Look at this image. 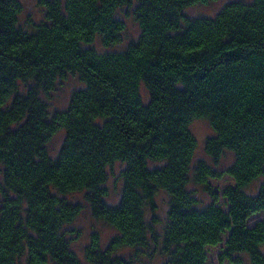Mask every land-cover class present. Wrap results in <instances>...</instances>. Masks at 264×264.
Masks as SVG:
<instances>
[{
    "label": "trees",
    "instance_id": "trees-1",
    "mask_svg": "<svg viewBox=\"0 0 264 264\" xmlns=\"http://www.w3.org/2000/svg\"><path fill=\"white\" fill-rule=\"evenodd\" d=\"M213 1L40 0L43 20L24 29L20 1L0 0V264H134L118 255L124 247L163 264H208L206 249L220 244V264H264V0L185 14ZM132 7L138 39L120 53L93 49L96 38L121 41L116 13ZM70 75L82 87L50 111L45 98ZM194 120L213 132L210 164L194 158ZM116 163L122 188L110 205ZM223 176L233 184L213 190ZM195 187L212 202L198 206ZM84 209L117 235L102 244L91 233L82 262L65 229Z\"/></svg>",
    "mask_w": 264,
    "mask_h": 264
},
{
    "label": "rangeland",
    "instance_id": "rangeland-1",
    "mask_svg": "<svg viewBox=\"0 0 264 264\" xmlns=\"http://www.w3.org/2000/svg\"><path fill=\"white\" fill-rule=\"evenodd\" d=\"M21 3V13L19 15V24L24 29H31L34 25L43 20L44 10L39 5L40 0H19ZM232 1L250 2L251 0H216L209 2L206 5H195L187 8L185 14L191 18H212L219 10L227 3ZM132 8H122L117 11L116 18L122 21L125 25V29L122 33L121 41L109 47H104L99 38H96L92 44V48L98 53H120L124 51L127 45L138 39L139 27L132 14ZM79 80L76 76H68L65 80L59 82L55 90L45 98L46 104L50 111H62L66 109L69 99L73 91L81 88ZM190 131L196 139L197 147L194 158L203 159L209 164V159L204 153L203 145L204 141L213 135V132L209 124L205 120H194L190 125ZM64 138L63 131H59L55 134L48 144V152L50 156H56L61 143ZM232 161V156L226 154L223 157L222 169L226 168ZM156 166L157 164H151ZM122 166L119 163L114 164L112 167L107 168L108 178L105 183L107 189V197L105 201L110 205L117 204L122 188V181L120 179V172ZM210 185L213 190L220 191L227 185H232L233 181L227 176H223L219 179L210 180ZM195 198L198 206H205L212 202V199L200 188H194ZM76 202H82L80 194H73L69 197ZM157 211L156 216L158 220H165V212L167 210L166 198L164 195H160L156 199ZM222 208H225L224 201L221 199L218 202ZM262 214H257L248 219V225H252L256 221L262 218ZM66 232L68 241L70 243L71 250L82 260L84 246L88 243L89 236L93 232H98L102 244H106L112 237L117 235V232L110 226L103 222H97L92 219L87 209H84L80 215L73 221L72 224L66 226ZM160 226L158 231H160ZM222 244L216 247H210L206 249L207 263L208 264H220L218 262V255L220 254ZM118 255L122 258H129L134 264H163V257L159 255L151 256L144 250L135 248H121L118 251ZM85 264V263H84ZM226 264V263H223Z\"/></svg>",
    "mask_w": 264,
    "mask_h": 264
}]
</instances>
